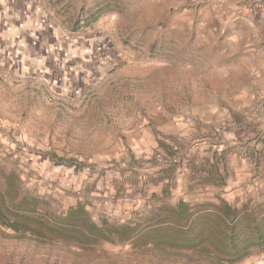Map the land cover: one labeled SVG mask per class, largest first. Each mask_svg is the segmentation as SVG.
Masks as SVG:
<instances>
[{
  "label": "rangeland",
  "instance_id": "rangeland-1",
  "mask_svg": "<svg viewBox=\"0 0 264 264\" xmlns=\"http://www.w3.org/2000/svg\"><path fill=\"white\" fill-rule=\"evenodd\" d=\"M165 6L0 0V170L16 171L59 215L81 203L97 223H125L160 201H264V123L253 115L237 119L243 130L169 133L180 117L228 97L242 82L231 60L244 58ZM248 158L257 167L237 171ZM143 253L0 234V264H179L184 256L152 262ZM241 264H264V254Z\"/></svg>",
  "mask_w": 264,
  "mask_h": 264
},
{
  "label": "trees",
  "instance_id": "trees-1",
  "mask_svg": "<svg viewBox=\"0 0 264 264\" xmlns=\"http://www.w3.org/2000/svg\"><path fill=\"white\" fill-rule=\"evenodd\" d=\"M0 174V234L6 230L21 239L89 250L103 242L133 246L152 255V262L166 258L177 262L181 254L179 264H241L264 254L262 200H246L239 206L220 197L201 203L181 198L176 203L160 201L125 223H97L84 204L59 215L26 188L16 171Z\"/></svg>",
  "mask_w": 264,
  "mask_h": 264
},
{
  "label": "crops",
  "instance_id": "crops-1",
  "mask_svg": "<svg viewBox=\"0 0 264 264\" xmlns=\"http://www.w3.org/2000/svg\"><path fill=\"white\" fill-rule=\"evenodd\" d=\"M162 2L166 5L164 9L175 10L174 16L186 18L189 29L205 32L207 37L211 35L220 42H228L237 52L243 51L244 58L231 60V69L235 70L239 77L242 76V82L229 91L228 97L222 98L214 105L205 104L197 115L186 114L180 117L179 123L170 125L169 133L187 137L195 131L191 129L194 126L213 132L227 125H236L240 130L242 127L237 124V119L245 123L251 120V115L256 121L264 123V0ZM253 162L252 158L244 160L245 164L240 165L237 171L249 172L250 168L257 167Z\"/></svg>",
  "mask_w": 264,
  "mask_h": 264
}]
</instances>
